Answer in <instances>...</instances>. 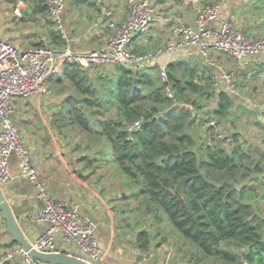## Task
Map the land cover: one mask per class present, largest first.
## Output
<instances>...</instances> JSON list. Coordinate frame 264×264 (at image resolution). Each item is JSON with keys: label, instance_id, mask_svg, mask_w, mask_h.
<instances>
[{"label": "crops", "instance_id": "crops-1", "mask_svg": "<svg viewBox=\"0 0 264 264\" xmlns=\"http://www.w3.org/2000/svg\"><path fill=\"white\" fill-rule=\"evenodd\" d=\"M127 1L101 0V3H96L93 0H66L64 23L73 49L90 52L105 48L111 35L109 23L121 24L126 20L129 10ZM214 1L217 0H198L193 4L187 0H151L152 5L167 20L156 23L148 32L136 37L131 49L137 53H154V58L142 67L162 70L169 64L182 63L194 68L201 84L211 86L216 99L221 92L229 95L227 84L217 66L230 72L236 95H229L234 103L227 114L226 134L221 138L212 137L207 128L209 121L201 126L197 124L193 133L199 129L203 139L222 140L221 145H216L228 151H231L228 148L237 145L234 139L237 135L243 149L255 146L264 155V109L261 108L264 102V55L237 63L216 52H211L210 62L197 48L157 54V50L173 42V29L177 25H193L197 7ZM3 5L5 9L2 11L4 15H0V36L26 49L41 45L54 50L64 47L66 42L50 20L45 0H4ZM224 19L233 21L247 37L264 39V0H225L212 26L218 27ZM63 68L49 79L50 93L18 98L11 114L50 194L54 199L75 207L82 216L94 223L107 264H193L186 254L177 252L175 245L169 246L166 239L158 242L150 234L149 251H143L138 236L145 228L139 227L130 233L129 227L137 208L135 206L128 211L122 208L131 199L127 191L128 184L133 185V182L119 170L111 171L113 165L107 166V157L71 154L72 144L64 130L66 126H72L69 123L72 103L68 98L75 90L69 83L60 80L59 73H63ZM67 84L70 86L69 92ZM62 86H67L66 90ZM76 151L79 152V149ZM85 157L92 162L89 163ZM9 172L11 181L2 185L3 191L11 209L18 216L17 221L25 238L33 243L44 229V225L35 219L42 202L37 196L36 187L21 174L16 154L9 158ZM123 184L125 187L122 191ZM16 244L0 212V264H25L20 256L12 260L6 258L7 251ZM58 245V251L84 257L76 244L64 242L59 236Z\"/></svg>", "mask_w": 264, "mask_h": 264}, {"label": "trees", "instance_id": "trees-1", "mask_svg": "<svg viewBox=\"0 0 264 264\" xmlns=\"http://www.w3.org/2000/svg\"><path fill=\"white\" fill-rule=\"evenodd\" d=\"M161 71L114 64L93 75L78 63L66 64L60 80L75 90L69 102H77L71 106V124L83 133L96 132L120 172L138 185L133 197L140 199L146 215L159 220L161 212L194 246L189 257L193 264H241L243 259L247 264H264V216L255 202L258 195L249 186L264 174V166L248 162L250 151L239 145L237 135L232 151L209 143L198 146L193 133L197 118L190 119L182 104L191 101L199 110L201 106L189 94H209L202 91L203 84L192 67L169 64L167 83ZM167 84L174 99L166 95ZM233 103L232 97L221 92L215 108L206 112L217 120L204 118L201 124L213 119L220 123ZM113 108L118 119L91 118ZM137 121L140 127L129 131V124ZM184 178L182 194L175 192ZM138 243L149 251L147 231L139 234ZM224 243L236 245L241 252H232Z\"/></svg>", "mask_w": 264, "mask_h": 264}, {"label": "built area", "instance_id": "built-area-1", "mask_svg": "<svg viewBox=\"0 0 264 264\" xmlns=\"http://www.w3.org/2000/svg\"><path fill=\"white\" fill-rule=\"evenodd\" d=\"M101 3V0H93ZM197 3L198 0H187ZM126 20L118 24L110 22L111 35L105 48L90 52H78L70 44V37L64 23L66 0H45L50 20L65 43L60 50L47 45L26 49L7 37L0 36V185L11 181L9 158L16 154L20 171L37 189L42 206L35 219L44 225L32 246L41 252H57L58 236L64 242L76 244L82 251L81 257L92 264H107L100 241L95 233L94 223L82 216L75 207L56 200L42 181L33 162L30 149L23 140L19 127L11 114L15 101L39 94L50 93L48 80L55 76L66 64L78 63L85 68L99 69L108 64H126L142 67L148 64L154 53H137L131 49L134 39L148 32L153 25L167 19L151 3V0H128ZM225 4V0L197 7L193 25H177L173 29L174 40L158 55L197 48L210 61L211 52L224 54L237 63L264 55V39L247 37L233 21L224 19L218 27H213ZM211 62V61H210ZM214 66H217L212 61ZM225 80L230 96L236 95L233 75L217 66ZM164 82H168L166 68L161 71ZM167 97L174 99L171 85L165 88ZM264 109V102L261 105ZM140 121L129 124L128 130L140 127ZM212 137L221 138L222 131L216 120L207 123ZM22 257L25 264H44L30 255L19 244L6 253L7 260Z\"/></svg>", "mask_w": 264, "mask_h": 264}, {"label": "rangeland", "instance_id": "rangeland-1", "mask_svg": "<svg viewBox=\"0 0 264 264\" xmlns=\"http://www.w3.org/2000/svg\"><path fill=\"white\" fill-rule=\"evenodd\" d=\"M3 1L4 0H0V15H4V12H2L5 9V6L3 5ZM112 65L114 64H108L104 67H101L99 69H93V75H95L97 72H99L100 70H102V68H107L110 69L112 67ZM92 70V68H90ZM54 77V76H53ZM56 78V77H55ZM59 78L62 79L63 78V73H59ZM50 80H48L49 82ZM68 85V84H67ZM69 86V85H68ZM62 88H64L66 90L67 86H62ZM61 89V88H60ZM70 91V86L69 88H67V92ZM203 92H207L208 94H210L209 96H207L206 94H194V93H190L189 94V98L191 100H194L195 102H197V104L199 106H201V109H197L193 106V103H191V101H185V103L182 104V106L185 108V110H188L190 112V119H195L197 118V124H199V126H201V120H203L205 118L206 119H211V118H215L216 116L211 113V114H206V112H210L212 111L213 108H215L216 104H217V99L215 98V94L212 91L211 86L209 87L208 84H203ZM202 93V92H201ZM75 95V92H73L71 94V96L68 98V100L73 99ZM74 104H77V102L72 104V107L74 106ZM79 107L82 108V105H80ZM12 118V117H11ZM93 120L96 119H100V120H104V119H118V114L116 109H112L110 111H105V113H101L99 115H96L94 117H91ZM217 120V119H216ZM227 118L223 119V121H220V123H218V125L221 128L222 135L224 136L226 134V128L227 126V122H226ZM211 121V120H210ZM71 123V122H69ZM72 125V124H70ZM233 125V124H231ZM74 126V129L73 127ZM71 127H67L64 130V132L66 134H68V140L71 141V146H70V151L71 154L76 156V155H82V154H87V156H101L102 158L107 157L109 164L107 166L113 165V167L111 168V171H117L119 170V167L117 165V163L114 164V158H113V154L111 152V150L105 149L104 144L101 141H99L97 135L95 133H83L80 128L77 125H72ZM198 126V127H199ZM226 126V127H225ZM72 128V130H70ZM95 130V129H94ZM195 138L197 140L198 146H200L202 143H209L212 145H221L222 144V140H206L203 139V137H201V133H199V129H197V133H194ZM230 144V143H229ZM228 144V145H229ZM255 147V146H254ZM253 146H248L247 149H249L248 151H250V159L248 160V162L250 164L256 163V162H260L262 166H264V155L261 153V151L256 147V149ZM77 148L79 149V152L76 151ZM198 148V147H197ZM229 150H234V147H230L228 148ZM246 149V150H247ZM100 161V160H98ZM101 162V161H100ZM85 163L88 165L87 161H85ZM103 164V162H102ZM115 165V166H114ZM106 170V169H105ZM120 171V170H119ZM263 175H259L258 176V180L254 181V183L249 184L250 188L254 189V193H256V195H258V199L255 201L256 205L258 207H260L263 211V216H264V178L262 177ZM122 191L124 190L123 188L125 187V184H123L121 186ZM128 194L131 195V199L129 200V202L127 203V206H122L123 210H132V208L134 209L135 206L137 208V213L133 215V218L130 224V233H133V231L139 227L141 228H145V231L148 232V234L152 235L153 239L156 241H161V240H165L167 241V243L170 245H175L176 246V250L177 252H179L182 255H187L188 257H190L192 255L193 252H195V248L194 246H192V244L188 241H186L181 235L180 233L175 230L174 228L171 227L167 216H165L164 214H162L161 212H159L158 218L159 220H156V218H154L153 216H149L146 215V213L144 214L146 208L144 205H142V203L140 202V199L138 200L137 198H134L133 195L136 193L135 191L138 188V185L136 184H128ZM142 198V197H141ZM223 247L228 248L229 250H231L232 252H237L240 253L241 249L238 248L236 245L232 244V243H224ZM207 264V263H206ZM219 264H223L222 261L219 262ZM241 264H247L245 263V259H243L241 261ZM248 264H258V263H248Z\"/></svg>", "mask_w": 264, "mask_h": 264}, {"label": "water", "instance_id": "water-1", "mask_svg": "<svg viewBox=\"0 0 264 264\" xmlns=\"http://www.w3.org/2000/svg\"><path fill=\"white\" fill-rule=\"evenodd\" d=\"M186 179L180 181L175 192L182 194V187ZM85 200V198H84ZM0 212L4 218L7 228L14 238V241L23 249L28 251L32 257L44 264H92L89 261L75 255L66 254L63 251L41 252L35 249L32 244L25 238L21 226L18 223V216L13 212L9 201L0 185Z\"/></svg>", "mask_w": 264, "mask_h": 264}]
</instances>
